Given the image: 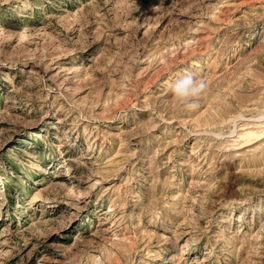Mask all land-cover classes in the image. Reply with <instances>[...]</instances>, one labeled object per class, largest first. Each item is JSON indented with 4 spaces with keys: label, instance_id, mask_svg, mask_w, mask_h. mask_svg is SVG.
<instances>
[{
    "label": "rangeland",
    "instance_id": "1",
    "mask_svg": "<svg viewBox=\"0 0 264 264\" xmlns=\"http://www.w3.org/2000/svg\"><path fill=\"white\" fill-rule=\"evenodd\" d=\"M0 264H264V0H0Z\"/></svg>",
    "mask_w": 264,
    "mask_h": 264
},
{
    "label": "clouds",
    "instance_id": "2",
    "mask_svg": "<svg viewBox=\"0 0 264 264\" xmlns=\"http://www.w3.org/2000/svg\"><path fill=\"white\" fill-rule=\"evenodd\" d=\"M205 88L204 81L186 73L173 84L172 93L178 104L191 107L192 98L198 96Z\"/></svg>",
    "mask_w": 264,
    "mask_h": 264
}]
</instances>
